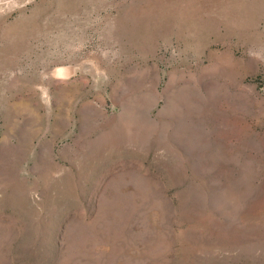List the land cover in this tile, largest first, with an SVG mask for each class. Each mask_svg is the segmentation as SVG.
<instances>
[{"label": "rangeland", "instance_id": "374dc122", "mask_svg": "<svg viewBox=\"0 0 264 264\" xmlns=\"http://www.w3.org/2000/svg\"><path fill=\"white\" fill-rule=\"evenodd\" d=\"M0 264H264V0H0Z\"/></svg>", "mask_w": 264, "mask_h": 264}]
</instances>
